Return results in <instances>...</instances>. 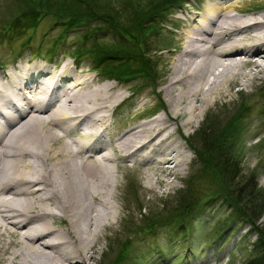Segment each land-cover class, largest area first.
Here are the masks:
<instances>
[{
	"label": "bare ground",
	"instance_id": "1",
	"mask_svg": "<svg viewBox=\"0 0 264 264\" xmlns=\"http://www.w3.org/2000/svg\"><path fill=\"white\" fill-rule=\"evenodd\" d=\"M247 1L187 9L161 81L168 108L121 133L111 114L125 97L112 80L36 60L0 70V237L12 236L0 240V264H89L108 253L119 171L141 165L155 191L156 170L177 175L188 159L175 134L264 80V0ZM161 182L158 190L170 183Z\"/></svg>",
	"mask_w": 264,
	"mask_h": 264
},
{
	"label": "rangeland",
	"instance_id": "2",
	"mask_svg": "<svg viewBox=\"0 0 264 264\" xmlns=\"http://www.w3.org/2000/svg\"><path fill=\"white\" fill-rule=\"evenodd\" d=\"M118 1L124 4L128 3L127 0ZM205 1L207 0H186L181 6L172 5L164 13L158 22L160 28L158 38H152L149 44L150 48H155V43L161 39V42L157 44L160 45L161 50L145 53V56H149L158 63L157 78L151 81L149 77L142 76V78H131L130 81L125 82L113 78L107 79L105 76L98 75L96 71H91L90 67H93L92 58L96 57L92 51H95L96 48L90 50V56L86 54L82 56L78 63L75 61L73 63L72 58H69L70 52L75 47L80 46L79 42L84 41L88 47L95 44L96 42H93L94 37L98 38L101 51L114 49L116 46L109 40H118L122 36L118 30H115L116 27L104 20L94 19L83 27L75 28L73 26L64 31L63 21L56 22L53 15H48L42 18L38 27L26 29L23 35L10 38L7 33L3 34V31L7 11L15 7L16 0H0V61L2 62L0 70L10 71L16 65L21 66L26 61H30V63L35 60L42 61L49 68L59 63L68 62L70 67L82 68L88 75L95 74L97 82L99 80L100 83L112 80L113 84L116 83L113 89L121 88L120 92L123 97L127 98L111 114V123L118 125L113 127L116 132L121 133L141 122L138 120V116H135L138 112L146 116L150 115L155 106H158L156 109L168 108L164 92L161 91V81L168 75L171 61L176 54L175 50L179 47L178 37L184 30L178 21L187 13V9L199 8L205 4ZM245 3L247 8L261 6V3H257L255 0ZM121 21L125 22L124 18H121ZM87 35L91 36L88 40L86 39ZM134 35L137 37L136 34ZM27 38H30V44L23 45ZM134 44V41H126L125 49L132 51ZM125 62L128 63V61ZM75 63L78 64L77 67H74ZM248 67L250 66L248 65ZM257 85L259 87L256 89ZM263 88L264 80H260L256 81L254 85L246 87L248 93L250 92L247 96L234 92L233 101L212 107V111L199 117L194 129L192 128L188 132L182 131L181 138L178 137L180 135L175 134L177 142L183 145L184 152L186 150L185 154L188 159L179 169L177 175L165 176V173L156 170V180L158 181H156L155 191L148 187L147 170L143 169L141 165H138V168V166L129 164L119 171L120 188L117 205L119 206L120 218L118 220L120 222L117 225L118 231L115 234L114 231H109L110 237L112 236L111 241H109V237L105 242L109 244L108 253L97 258L98 262L90 261L89 264H111L120 250L122 242L127 238H129L130 244L127 251L123 253L121 264H245L256 255L253 244L257 234L252 231L247 222L231 217L229 214L231 208L221 202L220 199L202 197L188 217L185 229L180 228V221H174L169 217V210L177 203L175 198L180 195V190L184 187L185 181L194 170L199 168L186 140L195 135L194 133L200 127L207 129L209 125L214 124L213 128L219 130L220 126L226 125L228 118L240 106L242 98L248 103L249 111L241 119L242 130L240 129L238 132L239 138L237 139V144L243 151L240 165L241 173L246 176V174L254 171L258 186L264 188V150L256 147V141L264 138ZM161 111L160 114H162ZM161 179L169 180L170 183L164 189L158 190V187L163 184ZM202 194L206 193L203 192ZM140 205H142L141 208ZM148 210L153 212L152 214L156 213L158 218H163L158 220V222H163L156 223L153 232L136 229L141 225L143 215L148 214ZM257 223L260 226L264 225V214L257 220ZM224 224L230 225L226 233L219 238L217 234ZM11 238L12 236L5 232L4 236L1 235L0 240L3 239L7 242ZM97 257L99 256L97 255ZM109 258L114 259H111L110 262Z\"/></svg>",
	"mask_w": 264,
	"mask_h": 264
},
{
	"label": "trees",
	"instance_id": "3",
	"mask_svg": "<svg viewBox=\"0 0 264 264\" xmlns=\"http://www.w3.org/2000/svg\"><path fill=\"white\" fill-rule=\"evenodd\" d=\"M183 1L127 0L126 5L118 0H16L15 7L7 11L3 34L7 33L10 38L21 36L26 29L38 27L42 18L48 15H53L56 22L63 21L64 31L73 26L83 27L94 19L104 20L116 27L115 30L122 35L118 40H109L116 47L101 51L98 38L94 37L95 44L88 47L84 41H81L80 46L75 47L70 55L75 60H80L85 54L90 56V50L96 48L92 51L96 54V57L92 58V63L93 69L100 75L125 82L130 81L131 78L147 76L153 81L152 79L157 78L158 63L145 56V53L161 50L160 45H157L161 39L155 43V48L149 47L150 40L158 38L160 30L158 22L172 5H181ZM121 18H124L125 22H122ZM90 38L91 36H86L87 40ZM128 40L135 42L132 51L125 49L124 44ZM28 44L30 38L23 42V45ZM262 91L264 92V88ZM241 100L240 106L228 118L226 125L220 126L219 130L213 128L214 124L209 125L207 129L200 127L188 140L199 168L194 170L185 181L180 195L175 198L177 203L169 210V217L174 221H180V228L185 229L188 217L202 197L220 199L231 208L229 213L231 217L247 222L257 234L253 244L256 255L245 264H264V225L260 226L257 223L264 214V188L258 186L254 171L246 176L241 173L243 151L237 144V139L241 129V119L249 111L248 103L244 98ZM262 111L264 115V107ZM256 147L264 150V138L257 142ZM203 192L206 194H202ZM152 213L148 210V214L143 215V221L136 229L153 232L156 223L163 222H158L163 218H158L156 213ZM229 225L221 226L217 237L220 238L225 234ZM129 244V238L122 242L111 264H121L123 253L127 251Z\"/></svg>",
	"mask_w": 264,
	"mask_h": 264
}]
</instances>
